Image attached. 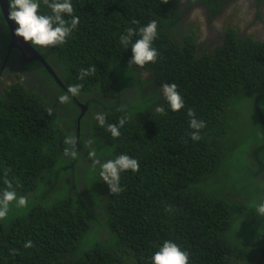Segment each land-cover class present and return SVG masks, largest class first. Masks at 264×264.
I'll list each match as a JSON object with an SVG mask.
<instances>
[{"label":"trees","instance_id":"trees-1","mask_svg":"<svg viewBox=\"0 0 264 264\" xmlns=\"http://www.w3.org/2000/svg\"><path fill=\"white\" fill-rule=\"evenodd\" d=\"M180 1L71 0L79 24L67 42L29 43L67 89L82 85L75 96L87 105L82 117L72 98L59 102L67 92L38 60L11 51L21 72L0 80V194L8 180L28 207L13 203L0 220V264H152L165 240L186 250L189 264H264V216L253 208L264 201V39L228 27L219 42H199L200 23L182 30ZM196 1L211 15L220 10L221 0ZM39 11L51 14L43 4ZM152 20L158 58L129 66L131 45L120 36ZM0 24L1 66L10 32ZM91 67L95 74L79 79ZM166 83L177 85L181 110L164 100ZM189 109L206 122L199 141L189 135ZM122 117L114 138L107 125ZM72 136L76 159L64 154ZM92 149L101 162L120 154L138 160L139 171L120 173L119 194L92 167Z\"/></svg>","mask_w":264,"mask_h":264},{"label":"clouds","instance_id":"clouds-1","mask_svg":"<svg viewBox=\"0 0 264 264\" xmlns=\"http://www.w3.org/2000/svg\"><path fill=\"white\" fill-rule=\"evenodd\" d=\"M8 2V20L13 21L17 25L15 35L22 37L25 42H29L37 49H47L53 46L63 45L79 24V17L73 15L74 8L71 0H8ZM163 2L167 3V0H163ZM181 2L180 5H182ZM41 4L50 9V15L40 13ZM200 4L204 5L203 2ZM65 16H69L71 19L66 20ZM0 22L7 23V21L3 20L2 10H0ZM134 23L136 22L134 21ZM229 27L232 26L229 25ZM157 29V22L152 20L145 26L140 27L138 32L136 29L130 27L126 30L125 35L120 36V42L125 49L131 45L132 56L129 60V66L136 65L142 68L148 63L156 62L159 53L152 45L158 35ZM137 35L139 38L133 42V36ZM215 39L217 38L215 37ZM198 41L200 42L199 38ZM95 71V67L81 69L79 79L83 80L85 76L94 75ZM81 88V84L70 85L67 89V94L58 97L59 102L62 104L68 103L71 97L80 94ZM161 90L164 100L172 111H179L184 107V100L175 83L163 84ZM74 101L76 104H83L77 100ZM155 111L161 115L166 114L163 105H158ZM187 115L191 118L189 127L193 130L189 135L193 141H199L201 139L200 130L206 127V122L202 119H197L192 109L188 110ZM95 118L99 126H105L106 118L103 113H97ZM125 122V118L122 117L118 122L119 126L117 124H108L107 131L111 133L112 137L117 138L121 135L119 129L124 126ZM77 124H79V121ZM78 129L79 127L77 126V131ZM76 143L77 140L74 136L65 138V144L70 145V147L64 149V154L70 156L72 159L77 158ZM88 155L92 161V167L99 166L101 179L109 186L112 194H119L122 191L120 185L121 172L128 170L132 172L139 171L140 166L138 160L127 154H120L114 159H109L104 162H101L97 158L95 149L89 151ZM5 184L6 188L0 194V220L7 219L10 206L13 203H15L17 208L22 209L28 207V199L25 196H17L12 182L5 180ZM253 208L259 216H264V201L254 204ZM170 210V207L166 209V211ZM31 246V241L25 244V247ZM151 261L152 264H189V254L186 250L181 249L177 243L165 240L159 247V250L152 255Z\"/></svg>","mask_w":264,"mask_h":264},{"label":"flooded vegetation","instance_id":"flooded-vegetation-1","mask_svg":"<svg viewBox=\"0 0 264 264\" xmlns=\"http://www.w3.org/2000/svg\"><path fill=\"white\" fill-rule=\"evenodd\" d=\"M197 6H200L199 8H201L205 13L210 15L207 11L208 9L207 4L204 3V5L202 4V5H197ZM219 7H220V10L218 11L217 15L220 18V22L222 19L224 21L219 24H214L213 27L211 26L212 30L210 28V35L211 36L214 35L217 38L215 43L219 42L222 39L223 33L229 27V24H234L235 26H232V27H234L238 31V33L241 35H249L251 37L253 36L255 39H264V0H221V4ZM233 8L238 10V14H236V17H235L236 19H228L230 10ZM4 34H5V30L0 25V55L2 54V51L4 50L5 40L2 38ZM201 36H202V32H200V34L198 35V38L201 39V42H203L202 39L204 40V42L209 41L206 38V36L204 37L202 36V38H200ZM215 43H212L211 45ZM13 49L15 48H12L10 50V53ZM16 50L17 52L16 53L14 52L13 55H17V58H18V55L21 57L20 50L18 49ZM6 52H7V47H6ZM6 52H5V56L3 57L2 63L0 66V75L4 71H5L4 73H9V74H13V72H21L20 69L15 65L12 57L9 58L10 53L8 56H6ZM28 62H31V61H28ZM32 81L33 79L29 81L30 85L40 87V84L39 85L34 84ZM64 91L67 92L66 87ZM71 98L73 100H77L76 97H71ZM84 114H85V111L80 117H82Z\"/></svg>","mask_w":264,"mask_h":264},{"label":"rangeland","instance_id":"rangeland-1","mask_svg":"<svg viewBox=\"0 0 264 264\" xmlns=\"http://www.w3.org/2000/svg\"><path fill=\"white\" fill-rule=\"evenodd\" d=\"M181 4L183 6H186V9H187L186 14L184 15V19H183V29L182 30L185 31L187 29V24H189L191 26V28L193 29L196 27V25L201 23L200 26H202L201 27L202 36L203 37L206 36V38L209 40L208 42L210 45L212 43H215L216 39H215L214 35H212V36L210 35V28L212 30V27L214 24L222 23L224 20L222 19L220 22V18L218 17V15L217 14L211 15L209 13L208 9H207V11L210 15L205 13L201 8H199L200 6H197V5H202L197 1L194 2V0H182ZM236 14H238V10L235 8L231 9L230 14L228 16V19H236L235 18ZM229 25L235 26L234 24H229ZM202 41H204V40L202 39ZM14 73H19V72H13V74ZM13 74L4 73L0 80L6 82L9 78L12 77ZM21 80L25 81V77L22 76ZM81 166L82 165L80 163L78 168H77V171H76V176H75L76 179L80 178Z\"/></svg>","mask_w":264,"mask_h":264},{"label":"water","instance_id":"water-1","mask_svg":"<svg viewBox=\"0 0 264 264\" xmlns=\"http://www.w3.org/2000/svg\"><path fill=\"white\" fill-rule=\"evenodd\" d=\"M0 10H2L3 18L5 21H7L6 25L10 32V39L7 44V52L6 56L9 55L10 50L12 48L18 49L21 52V59L24 62L32 61V60H38L43 67L48 71V73L54 78L56 83L65 89V86L62 84V82L59 80V78L56 76L55 72L51 68V66L43 59V57L29 44V42H25L24 39L20 36L15 35V28L17 25L11 21L8 20V14H9V2L8 0H0ZM77 105L81 108L80 116L84 113L86 109V105L77 103ZM79 119L77 120V122Z\"/></svg>","mask_w":264,"mask_h":264}]
</instances>
